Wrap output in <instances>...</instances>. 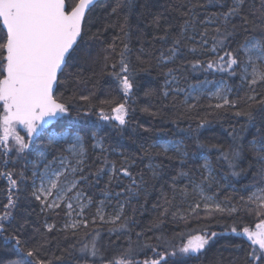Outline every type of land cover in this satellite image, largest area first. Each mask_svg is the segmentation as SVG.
I'll use <instances>...</instances> for the list:
<instances>
[{
  "label": "snow or ice",
  "instance_id": "obj_1",
  "mask_svg": "<svg viewBox=\"0 0 264 264\" xmlns=\"http://www.w3.org/2000/svg\"><path fill=\"white\" fill-rule=\"evenodd\" d=\"M98 7L109 8L107 16L118 18L115 23H106L104 30L117 27L119 33L101 53L92 57L89 52L87 56L94 64L102 62V71L111 69L107 75L121 94L119 99L108 97L99 101V105L94 103V92L79 96L100 122L121 131L130 123L129 100L139 85L137 64L132 60L129 19L138 7L142 9L141 18L150 17V25L159 33L153 41L160 44L154 53L148 52L143 44L136 49V61L146 64L139 71H148L152 60L155 61L164 77L162 97L167 100L171 96L173 107H178L177 97L184 93L180 105L191 113L198 105L189 100L198 101L204 94L196 86L189 92L179 86L181 77L177 73L185 65L193 70L227 72L230 76H236L239 70L242 84L247 86L245 95L236 98H232L233 89L223 83L208 93L209 98L216 101L208 108L234 110L235 117L245 118L243 124L230 126L227 133L230 140L226 144L200 138V130L210 123L206 114L195 118L198 120L195 129L190 125L182 130L187 135L181 139L147 147L141 145L143 157L149 160L144 167L152 179L161 178L165 171V165L153 162L161 155L168 161L175 160L176 165L165 182L171 196L163 194L153 205L160 209L159 215L148 226L135 231V241L131 237L134 228L140 227L135 218L137 209L133 208L131 213L127 209L133 201L139 203V197L147 189L145 171L134 173L133 164L127 158L117 167L103 155L107 149L95 134L91 136L95 141L92 147L100 150L101 155L97 157L100 165L91 171L82 126L70 118L71 103L57 91L68 77L81 82L84 57L78 53L87 43L88 23ZM153 7L150 0H144L143 4H138V0H113L111 5H101L99 0H72L71 3L66 0H0V165L3 166L0 177L7 182L6 203L0 204V237L4 241H14L15 247L26 257L10 260L9 264H186L187 258H199L218 234L205 229H193L187 234L181 231L172 236L162 230L154 237L148 233L161 229L172 208H175L171 212L173 220L185 224L190 219L238 213L240 209L236 205L228 206L217 201L216 194H206L218 183L217 168L221 164L226 165L232 176H241L245 172L241 165L247 162L251 168L254 162L259 175L264 177V128H257L256 136L245 139L248 128L256 127L258 119L264 120V93L258 91L264 88V0H260L258 25L256 12L246 10L248 0H176L175 3L167 0L160 9L153 11ZM254 25L259 28V35H253ZM206 53H211L212 58H199ZM145 57H148L147 63ZM70 67H76L77 71L66 76ZM144 94L152 96L155 93L147 90ZM242 102L246 106L244 109L240 107ZM143 111L149 112V108ZM188 118L193 119L192 116ZM18 127L25 135H20ZM40 137L46 138V145L36 153L35 161H31L32 146ZM188 140L200 150L198 158L202 163L197 168L188 167ZM61 145L68 146L49 159V149ZM153 149L155 155H152ZM249 151L254 154V160L248 159ZM29 163L33 164L31 170ZM104 175L108 177L102 191L104 199L98 202L96 213L89 220L85 212L93 200L83 186L98 185ZM227 175L222 178L226 179ZM123 179L128 183H123ZM113 185L119 190L112 191ZM253 187L255 190L247 198L241 196L239 199L258 223L254 228L244 226L240 231L232 226L231 232L242 235L249 242L245 264H264V187ZM29 189L42 212L58 215L57 209H64L67 217L60 227L55 222L45 221L43 231L35 228L43 238L42 243H30L31 237L23 238L28 213L22 205L28 201ZM193 195L198 199L189 201ZM177 197L179 204L174 203ZM113 200L116 203L109 213L105 210L106 202L110 204ZM226 200L230 204V198ZM185 202L187 207H184ZM139 207L142 209L143 205ZM201 212L205 217H201ZM97 221L110 225V235L115 234L118 239L126 236L127 246H120L108 255L109 248L102 243L99 229L85 231L82 239H76L81 229ZM53 232L65 233V239L70 234L75 242L60 249L59 255L44 254L45 244L49 243L47 234ZM177 237L180 243H176ZM153 239L155 243H151ZM141 255L144 258L138 259Z\"/></svg>",
  "mask_w": 264,
  "mask_h": 264
},
{
  "label": "trees",
  "instance_id": "obj_2",
  "mask_svg": "<svg viewBox=\"0 0 264 264\" xmlns=\"http://www.w3.org/2000/svg\"><path fill=\"white\" fill-rule=\"evenodd\" d=\"M72 0H67V3H71ZM167 0H150V3L154 6L153 11H156L163 6ZM173 3L176 0H172ZM101 5H111L113 0H101ZM144 0H138V4H143ZM254 5V7H253ZM260 0H248V7L246 10L251 9L256 12V24H259L260 17ZM110 11L109 8H97L92 13V18L88 23L87 36L85 37L87 43L81 46L78 55L84 57L81 68L80 81L68 77L65 84H62L57 90L58 94L62 93L66 100L71 103V114L70 118L79 122L82 126L81 134L86 136V149L88 155V164L91 166V171H95L100 165V161L97 157L101 155L99 149L92 147L95 142L91 139V136L95 134L98 139H102L103 144L107 151L103 155L107 156L109 161L115 162L117 167L120 166L121 162L127 158L129 163L133 164L132 171L134 173L144 170L145 176L148 181L147 189L139 197V203L133 201V205L130 206L127 211L132 212L133 208H136V220L139 222L140 227H135L132 233V240H136L135 231H140L149 225V223L159 215L160 209L154 208L153 205L157 204L162 199L163 194L171 196L169 188L166 186V180H168V174L174 171L176 161H168L163 155L155 159L154 163L165 165V171L161 174V178L152 179L151 173L145 169V165L149 162L147 157H143V151L141 145L147 147L152 144H161L171 140H178L187 135L185 131L191 127L196 128L198 120L196 117H201L208 114V120L210 123L200 130V138L208 139L211 138L212 142L227 143L230 140L228 131H230L231 125L243 124L245 122L244 117H235L233 115L234 110L225 112L224 110H213L208 108L210 103H216L215 100L208 97L202 96L199 100H192L189 103H195L198 105L191 113L187 112L183 106L180 105V101L184 100L185 95L179 94L176 100L178 107L172 106L171 96L165 100L162 97V88L164 85V77L160 75V69L155 66V61L152 60V67L148 71H139L140 68L146 67L140 65L136 61V49L141 44L145 49L154 53L156 49L160 47L158 41H153V37L159 33L156 29L150 25V17L147 15L141 16L139 13L142 11L139 7L130 16L129 22L131 25V47L133 49L132 60L137 64L138 76L137 83L139 85L136 89V94L130 98L129 106L132 109L130 113V123L121 131L114 129L108 124L100 122L94 111L89 110L85 106V102L79 99L81 94L87 95L89 92L95 93V101L99 105V101L108 97L120 98L121 94L116 89L115 82L107 75V71H102V62L99 64L92 63L91 59L88 58L87 53H91L92 57H95L98 53L102 52L103 47L111 43L114 36L119 33L117 27H108L107 31L104 30L106 23H115L118 18L115 16L108 17L107 13ZM175 15V13H173ZM107 17V20L105 19ZM251 18V17H250ZM255 30L253 35H259V28L253 26ZM99 30V31H98ZM235 46V45H233ZM191 58V57H189ZM200 59L206 60L211 59L212 54L206 53L199 56ZM148 57H145L147 63ZM173 67V65H169ZM76 67H70L66 70V76L69 72H76ZM180 79V87L187 90L190 86L205 81L212 82H223L233 89L232 98H236L237 95L244 96L247 91V86L242 84L239 70H237L236 76H230L227 72L221 73L218 71H203L193 70L190 65H185L184 68L177 73ZM154 90V95L145 96V91ZM258 91L264 93V88L258 89ZM74 97V98H73ZM165 105H167L165 107ZM148 107L149 112L143 111L144 108ZM241 109L246 106L243 102L240 105ZM79 111V116L77 115ZM219 112L216 115L215 112ZM258 112L259 110L256 109ZM151 113H157V115H151ZM213 113V114H209ZM192 116L193 119L188 117ZM175 121V122H173ZM257 128H264V120H257L256 127H250L245 133V139L250 140L253 136L257 135ZM20 132V130H19ZM20 135H24L20 132ZM189 147L188 151L190 159L188 162L189 168H197L202 163V160L198 158L199 149L195 146L192 140L187 141ZM46 145V138L40 137L36 139L32 148V156L29 158L31 161H35V152L43 149ZM65 145H62L55 149L56 153L59 154ZM53 155V154H52ZM152 155H155V150H152ZM171 155V154H170ZM215 153L212 154L213 160H215ZM143 157V158H142ZM248 159L254 160V154L248 152ZM245 172L241 176H232L226 165L221 164L217 168V184H213L207 195L216 194V200L224 202L226 205H236L240 211L234 214H215L210 217L202 218L200 220L190 219L189 223L185 224L183 221H175L172 218L171 212L175 208L170 209L169 215L160 230H154L149 232L148 236L154 237L160 234L162 230L168 236H172L174 233L184 231L186 234L191 230L205 229L208 232H216L218 236L214 238L209 246L206 248L204 253L199 258H187L186 264H245L246 252L249 248V242L242 235H236L231 232V227L236 226L237 230L240 231L244 226L254 228L255 224L258 223V219L249 214L244 208V205L240 203V197L247 196L253 191L255 187H261L264 183L263 177L259 175L258 165L254 162L252 167H248V163L245 162L241 165ZM33 167L32 163L28 164L29 170ZM3 166L0 165V170ZM227 175V178H222ZM107 175L100 178L98 185L93 184L91 186H83L84 192L90 196L93 200V208L90 210V217L95 211V206L98 202L103 199L102 191L104 190L105 183L107 181ZM31 183V181H29ZM123 183L127 184V179H123ZM247 187L248 190H245ZM6 189L7 182L3 177H0V204L6 203ZM119 188L115 185L112 186V191H118ZM28 201L23 202V207L27 209L28 224L26 230L23 233V238L28 239L30 243L43 242V238L39 233L35 232V228L40 227L43 231V224L45 221L48 223L55 222L57 227L63 224L65 219V210H57L58 215L54 213H45L41 211L39 202L31 198V189L26 193ZM193 196L189 197V201L193 199ZM230 198V204L226 200ZM113 208L116 201H112ZM175 204L180 203L179 197L174 202ZM143 205L141 209L139 205ZM184 207H187V202L184 203ZM201 217H205V213H200ZM110 225L102 224L97 221L96 224L89 223L87 229H81L76 239H82L84 232H92L94 229H99L103 237L102 243L109 248L108 255H112L120 246H127L128 240L126 236H120L119 239L115 234H109L108 228ZM7 235V233L5 234ZM65 233L53 232L47 234V240L49 243L45 244L43 253L50 255L55 253L60 254V249L68 247L70 243L75 242L74 238L68 234V238L65 239ZM151 243H155L153 239ZM176 243H180V238L177 237ZM151 255V253H148ZM143 259L141 255L137 257ZM22 260L26 259L24 254L20 252L16 247L14 241H4L3 237H0V264H9L10 260Z\"/></svg>",
  "mask_w": 264,
  "mask_h": 264
},
{
  "label": "rangeland",
  "instance_id": "obj_3",
  "mask_svg": "<svg viewBox=\"0 0 264 264\" xmlns=\"http://www.w3.org/2000/svg\"><path fill=\"white\" fill-rule=\"evenodd\" d=\"M208 83H198V84H194V85H192V86H196V87H198V88H201L202 90H203V92H204V94L203 95H201L200 97H202V96H205V97H208L209 98V95H208V93H211V92H214L215 91V89H216V87H218V86H220L223 82H212V81H207ZM223 84H225V83H223ZM192 86H190L187 90H185L186 92H189V91H191L192 90ZM184 94V93H183ZM185 95V94H184ZM194 95H196V93H194ZM189 101H192V100H189ZM216 102V101H215ZM163 143H166V142H163ZM62 146V145H61ZM67 146L68 145H65V148H67ZM44 149V148H43ZM43 149H40V150H38V151H36L35 152V156H36V153L37 152H39V151H41V150H43ZM56 150L55 149H49V153H50V155H49V159H51L52 158V154L53 155H58L56 152H55ZM60 154V153H59ZM65 154H67V153H65ZM263 181H264V177H263ZM261 187H264V183H263V185L261 186ZM255 190V189H254ZM88 196V195H87ZM104 199V198H103ZM194 199H198V197H196V196H194L193 197V199L192 200H194ZM113 202H111L110 204L108 203V202H106V206H105V210L107 211V212H112V210H113ZM93 208V204L89 207V208H87L86 209V212H85V215H86V217L89 219V217H90V210ZM96 208H97V205L95 206V211H94V213H93V215H92V217L95 215V213H96ZM57 210H59V209H57ZM91 217V218H92ZM74 218H77V217H74ZM67 219V217L65 216V219H64V221H63V223L65 222V220Z\"/></svg>",
  "mask_w": 264,
  "mask_h": 264
},
{
  "label": "flooded vegetation",
  "instance_id": "obj_4",
  "mask_svg": "<svg viewBox=\"0 0 264 264\" xmlns=\"http://www.w3.org/2000/svg\"><path fill=\"white\" fill-rule=\"evenodd\" d=\"M19 130H20V132H22V133L25 135V132H24V130H23L22 128H19V127H18L17 131H19ZM20 132H19V133H20Z\"/></svg>",
  "mask_w": 264,
  "mask_h": 264
},
{
  "label": "water",
  "instance_id": "obj_5",
  "mask_svg": "<svg viewBox=\"0 0 264 264\" xmlns=\"http://www.w3.org/2000/svg\"><path fill=\"white\" fill-rule=\"evenodd\" d=\"M99 1H101V0H99ZM66 3H67V0H66Z\"/></svg>",
  "mask_w": 264,
  "mask_h": 264
}]
</instances>
